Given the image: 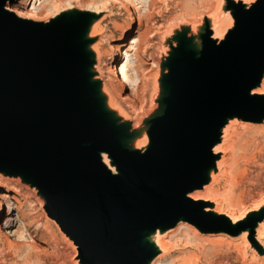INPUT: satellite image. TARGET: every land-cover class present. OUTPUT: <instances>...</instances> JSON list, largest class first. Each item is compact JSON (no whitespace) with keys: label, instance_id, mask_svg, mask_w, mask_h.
<instances>
[{"label":"water","instance_id":"95a60500","mask_svg":"<svg viewBox=\"0 0 264 264\" xmlns=\"http://www.w3.org/2000/svg\"><path fill=\"white\" fill-rule=\"evenodd\" d=\"M15 1L0 0V178L39 199L76 260L152 264L156 236L179 224L246 232L261 256L263 205L231 223L189 195L217 173L232 121L263 125L264 96L253 92L264 79V0H199L197 15L165 26L156 91L139 115L120 106L126 118L109 104L97 68L105 57L93 49L102 16L107 36L115 28L109 10L70 8L43 22L10 13ZM212 10L231 20L221 39Z\"/></svg>","mask_w":264,"mask_h":264},{"label":"rangeland","instance_id":"374dc122","mask_svg":"<svg viewBox=\"0 0 264 264\" xmlns=\"http://www.w3.org/2000/svg\"><path fill=\"white\" fill-rule=\"evenodd\" d=\"M16 1L13 5H11V7L16 6L19 2L24 1V0H16ZM70 1L74 5L73 7H75L76 9L79 8V10L80 9H85L86 11L109 10L108 15L110 17V20L113 22H116L115 28L111 30L110 34L112 37H114L113 39L115 40H118L120 38L123 32V28L127 25L128 16L125 13V10L118 9L119 7L115 5L114 1L87 0L91 2V3L87 2L89 5H86V2L84 5H82V0H70ZM79 1H81V4ZM199 2H200L199 0H135L134 1V3L136 4L135 6L137 8V12L135 14L136 22L134 21L135 26L133 28V31L131 29L128 34L125 33L126 32L125 31L126 28H125L124 30L125 36L122 37L120 44L116 46L125 45L126 50L131 48L127 52L128 55H130L129 57L130 62L132 63L136 62L138 64L137 65L138 69H136V72L132 71V73L134 72L133 74H135L134 75L136 78L135 80L137 81L138 85L136 87L130 86L131 88L130 91H131L133 101H134V102L132 101L133 104L134 105L136 104L135 106H137L138 109H141L140 110L141 112L139 114L147 110L151 102L152 88H154L153 85L155 84V81L157 79L156 77H157L158 68H159L158 63H159L160 53L158 49V44H160L159 42L160 36L162 32L165 30V26H167L170 22L171 24H175L179 22V20L182 18V15H184L187 11H190L191 8L192 10L195 9V12H197L196 13L197 15L198 12L200 11V6H201ZM28 4H29L28 8L33 7L32 1H29ZM63 6H65V3L60 2V7H58V9L53 11L52 13L61 10ZM40 7L34 9L35 10L34 12L39 13V14L44 13L46 8L45 7L42 8L43 6H40ZM87 7H96V8H87ZM44 16H40L39 18H43ZM189 18L190 17L188 16L185 17V19L187 20H189ZM171 19H174V22H172ZM34 21H37V19ZM139 22H140V26H139ZM128 26L130 27L129 24L126 27ZM104 30L106 32V27ZM135 40H136V44L135 43L131 44ZM111 61L109 60V56L107 55L103 63H110ZM125 62H127V57L123 59L121 58L120 61L116 63L117 69L119 70L121 66L125 64ZM112 64H114L113 61H112ZM140 104L142 105L141 108L139 107L141 106ZM129 111L133 113L134 115H139L138 113L134 112V110L132 111L131 109H129ZM246 129L240 130L239 133L243 135ZM257 131L260 132V134ZM246 136L249 139H254V140L262 139V141H261L260 146L251 148L252 150L249 148H246V149L240 148V150L237 151L236 156L238 158V165H239L238 172L240 173L237 172L238 186H236L235 193H234L235 200H233L231 203L235 204L236 200L242 201L241 202L242 209L243 208L244 209L242 213L240 214L250 215L254 211H256L254 209H257L262 204H264V168H263L264 167V153L259 155V150L262 149V147L264 149V138H263L264 137V127L262 126L253 127L251 130H249L246 133ZM242 157H245V158H242ZM238 175H240V177ZM242 179H244V181ZM19 190L21 193L20 194L21 197L20 198L19 196L18 197L12 196V197L15 201L19 200L20 203L23 204L21 211L26 218L24 221L26 223V226L21 228L20 230L21 234L18 235V236L21 235L22 237L20 236L19 238H17L18 237L17 236V237H12V238L7 239L6 238L7 235L5 236L4 234L6 233L11 234L16 229L19 223L12 225L8 228H4L2 226L4 219H2L3 222L0 223V248H2L5 252L7 251L6 253L11 254L10 256H12L13 259L11 260V262L9 260L4 262L3 261L4 259L0 257V264H73V262H76V261H77L76 264H80L79 260H76L75 258V251H77V249H74L73 246L69 245L71 244V242H68L69 240L66 237L65 239L61 238V231L56 224L51 223L49 225L50 227L49 229L55 235L56 239H58L57 241H59L58 242L59 247H57V249H52L50 248L51 246L40 242L39 237H41V232H43L41 230V228L43 229V225L42 226L39 225V228L41 231L36 230L35 229L36 227L34 226V218L35 217L39 218V219L37 218V221L35 224H38V223L40 224V222L38 221H40L41 219H42V222H51L50 221L51 219L45 217V211L41 207L39 199L33 193L21 190L20 188ZM2 193H4V190H0V195ZM242 198L244 199L245 202L243 201ZM190 230H192V232L195 231L194 233H196L198 238L195 235L194 236L200 242L197 240L192 243L193 245L191 243L190 244L188 243L187 244L189 246L188 248V246H185L182 243L181 245L179 243L180 240L185 239L184 237L180 236L185 231H183L182 233L176 232L177 233L176 234L177 238L175 241L176 244H173V248L171 250L172 264H179V258L187 251L191 252L192 255H195L196 257L199 258L198 264H264V256H262V254L260 256V253L251 246L248 240L247 242L249 243V245L248 244L245 245L242 240L233 241L236 238H232L231 236L224 234L225 237L229 239V240L226 239L225 242L227 243L241 242L243 246L236 245V244H231L228 246L226 243L223 245H220V244L216 245V242H219V241L214 240V238H212L214 236H212L211 234L200 233L193 227H190ZM23 235L25 237H23ZM28 238L33 239L36 243H38V245L41 248H45L47 249V251H41L40 249H36V248H28L26 246L27 243L25 242L26 239ZM9 239L12 242H10ZM6 241L7 242L9 241L8 242L9 244L13 243L14 246L13 244H11L12 246L9 245ZM52 241L54 240L52 239ZM17 244L23 245L20 250H18ZM261 244L263 245V243Z\"/></svg>","mask_w":264,"mask_h":264},{"label":"bare ground","instance_id":"6f19581e","mask_svg":"<svg viewBox=\"0 0 264 264\" xmlns=\"http://www.w3.org/2000/svg\"><path fill=\"white\" fill-rule=\"evenodd\" d=\"M29 1L33 2L32 8H28L29 7V4H28ZM111 1L115 2V5L119 7L118 9L125 10V13L128 16L127 25L129 24L130 27L129 26L126 27L127 26L126 25L123 28V32H122V35L120 36V38L118 40H115V39H113L114 37H112V36L109 37L106 35V32L104 30L106 25L104 24V22L107 21L108 16L107 15L102 16L101 20L97 24H95V26L93 27V30H92V36H99V41L94 45L93 49L97 54L98 60L100 59V57H106L108 55L109 60L111 61V59H112V61L114 62V64H112V61L110 63H103L102 62V64H99L97 68H98L99 74H100V76L104 82L105 93H107L108 95L114 94L116 97L115 99L113 97L110 98V103H109L110 106L114 109L119 110L120 114L125 117L126 115H125L124 111L121 109V107L131 109L132 111L134 110V112H136L138 114L141 112L140 111L141 109H138L137 106H135L136 104L135 105L133 104L134 101H133V97H132V94L130 91V89H131L130 86L136 87L138 85L137 81L135 80L136 79L134 76L135 74H133L134 72L132 73V71L136 72V69H138L137 68L138 64L136 62H133V63L130 62V58H129L130 55H128L127 52L131 48L126 50L125 45H121V46H116V45L120 44L122 37L125 36L124 35L125 28H126L125 33H127V34L130 32L131 29L133 31V28L135 26L134 21L136 22L135 14L137 12V8L135 6L136 4L134 3L135 0H111ZM60 2L61 3L64 2L65 6H63L61 10L52 13L53 11L57 10L58 7H60ZM79 2L81 4V1H79ZM85 2H86V5H89L87 2L91 3L90 1L82 0V5H84ZM71 4L72 3L70 0H63V1L62 0L61 1H59V0H24V1L19 2L16 6H13V7H11V5L10 6L8 5L6 7V9L10 13H13L14 15L17 14V15L21 16L22 18H25V19H31V20L37 19V21L46 22L50 18H52L53 16L60 13L61 11L72 8L74 5L73 4L71 5ZM40 6H43L42 8H44V7L46 8L45 12L41 13V14L34 12L35 11L34 9H36ZM73 8H75V7H73ZM87 8H96V7H87ZM77 9H79V8H77ZM80 10H85V9H80ZM89 11H91V10H89ZM92 12L103 13V12H108V10L92 11ZM19 16H17V17H19ZM40 16H44V17L39 18ZM210 17L213 21L212 26H213L214 38L221 39L223 37L225 31H226V28L231 25V20L228 19L229 21L227 20V23L225 24V19H223L221 14H219L217 11H214V10H212ZM130 20H131V22H130ZM139 26H140V22H139ZM134 43L136 44V40L133 41L131 44H134ZM105 44H107L106 47H105ZM126 57H127V62H125V64H123L121 66V68L118 70L116 63H118L121 58L123 59ZM153 90L156 91V84L154 85ZM128 91H129V93H128ZM253 93L260 95V96H264V79L261 83L260 88L255 90ZM139 107L141 108L142 105ZM138 122H139V120L136 123H138ZM263 124H264V122H263ZM260 126L264 127V125H252V124H248V123L247 124H240V123H237L236 121H232L225 128V130L223 132V141L220 145H218L215 148V152H218L221 154L220 161L217 164V173H214L211 176V183L208 186H205L201 191H197V192H194V193L189 195V197L193 201H195L197 203H205L204 209L206 212L213 211L218 215H223V216L227 217L231 221V223H236L237 221L244 218L245 214L244 215L240 214V213H242V211L244 209V208L242 209V203H241L242 201L236 200L235 204L231 203L233 200H235L234 193H235L236 186H238V184H237V172H238L239 165H238V158L236 156V153L238 150H240V148L251 149V148H255L257 146H260L262 139H255L254 140V139H249L246 136V133L249 130H251L253 127H260ZM239 127H244V129L247 128L243 135L237 133ZM254 130H256V129H254ZM258 133L260 134V132H258ZM144 144H145V140L142 141L139 145L141 146ZM263 151H264V149L262 147V149L259 150V155L264 153ZM242 158H245V157H242ZM242 158H241V160H242ZM248 158H246V159H248ZM239 159H240V157H239ZM239 162H240V160H239ZM239 170H241V169H239ZM245 172H246V170H245ZM238 173H240V172H238ZM238 176L240 177V175H238ZM245 176H246V174H245ZM242 180L244 181V179H242ZM240 182H242V181H240ZM0 190H4V193H2L0 195V223L3 222L2 219H4L3 225L2 224L1 225L4 228H8L12 225L19 223L18 226L16 227V229L11 234L6 233L4 235L5 236L7 235V237H6L7 239L12 238V237H17L19 234H21V231H20L21 228L26 226V223L24 222L26 218L21 211L23 204H21L19 200L15 201L13 199L14 196H17V197L19 196V198L21 197L20 190L12 181L7 182L4 180V182H3V179H1V178H0ZM243 201H244V199H243ZM262 205H264V204H262ZM257 209H254V210H257ZM37 218L38 217L34 218V226L36 227L35 229L40 230L39 225H41V226L43 225V229L41 228V230L43 232H41V237H39L40 242H42L43 244H47V245L51 246L50 248H52V249H57V247H59V245H58L59 241H57L58 239H56L55 235L49 229L50 228L49 225L51 224V222H42V219H41L40 221H38V222H40V224L39 223L35 224L37 221ZM192 230H190V227L186 224H179L174 230H170L164 234H158L156 236V244H157L158 248L160 249L161 253L159 256H157V258H155V260L153 261L152 264H172V257L170 256V251L173 248V244H176L175 243L176 238H177L176 234L178 232L182 233L183 231H185L182 235H180V236L184 237L185 239L180 240L181 239L180 238L179 243L180 244L182 243L185 246H188L187 245L188 243L192 244L193 242L198 240L196 233H194L195 231L192 232ZM194 235L197 238H195ZM5 236H3V237H5ZM20 236H18L17 238H19ZM212 236H214V237H212V238H214V240L219 241V242H216V245L217 244L223 245L225 243L228 246L231 244H236V245H240V246L242 245L241 242H239V243H235V242L227 243V242H225L226 239H228L227 237H225V235L223 236L221 234H218V235H212ZM23 237H25V236L23 235ZM61 238L65 239V236L61 235ZM234 238H236V239H234L233 241L242 240L245 245H247V244L249 245V243L247 242L248 238H247L246 232L241 234L239 237H234ZM7 239H5V240H7ZM52 239L54 241H52ZM263 239H264V222L259 224L257 231H256V240L263 247V250H264V240ZM9 241L12 242L10 239H9ZM25 242L27 243L26 246L28 248H36V249H40L41 251H47V249L41 248L38 245V243H36L31 238L26 239ZM260 242L263 243V245ZM212 243H214V242H212ZM11 244H13V243H10L9 245H11ZM13 246H14V244H13ZM22 246L23 245H21V244L20 245L17 244L18 250H20L22 248ZM188 248H189V246H188ZM6 252L2 248H0V257L4 259L3 260L4 262H6L8 260L11 262L13 257L10 256L11 254L6 253ZM63 254H65V253H63ZM263 254L264 253L262 252V255ZM198 259H199L198 257H196L195 255H192L191 252L187 251L179 258V264H198V262H199ZM76 263H77V261L73 262V264H76Z\"/></svg>","mask_w":264,"mask_h":264}]
</instances>
